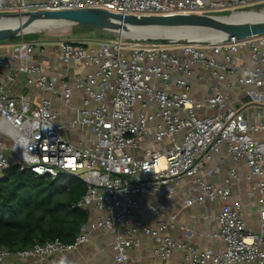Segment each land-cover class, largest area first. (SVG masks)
Here are the masks:
<instances>
[{
  "label": "built area",
  "instance_id": "built-area-1",
  "mask_svg": "<svg viewBox=\"0 0 264 264\" xmlns=\"http://www.w3.org/2000/svg\"><path fill=\"white\" fill-rule=\"evenodd\" d=\"M263 1L0 0V17L84 8L137 16L225 15ZM19 36L0 41V179L12 164L40 176H77L87 191L76 205L90 209L91 218L70 243L56 238L17 251L0 246V262L74 251L103 227L114 234L120 264H133L130 249L140 244L141 232L154 239V255L168 264L176 249L185 251L178 264H264V34L219 41L111 36L97 42ZM55 45L61 62L79 67L76 76L51 75L40 56L51 54ZM245 49L250 62L238 58ZM199 66L219 82L238 84L237 101L218 83L207 97H196L191 77H202ZM23 74L43 93L37 100L14 90ZM76 93L80 104L72 105ZM243 102L248 110L239 107ZM229 158L244 162L249 177H257L259 230L248 228L242 203L231 199L232 183L240 179L236 168L220 183L206 178L220 173ZM186 176L193 184L184 205L223 202L212 233L223 242L217 249L200 250L176 239L170 232L175 213L155 225L137 216L140 210L164 217ZM148 194L158 199L143 206Z\"/></svg>",
  "mask_w": 264,
  "mask_h": 264
},
{
  "label": "crops",
  "instance_id": "crops-1",
  "mask_svg": "<svg viewBox=\"0 0 264 264\" xmlns=\"http://www.w3.org/2000/svg\"><path fill=\"white\" fill-rule=\"evenodd\" d=\"M50 42L51 40H44ZM2 42V41H1ZM5 43L6 41L3 40ZM2 48V45H0ZM53 51L48 55H41L40 58L48 65V70L51 75L58 80L63 74H68L74 77L79 72V67L74 64L65 65L59 60L58 46L52 47ZM240 61L250 62L249 50L245 49L239 53ZM197 71L202 74V77L194 75L191 77L196 97L205 98L212 92V85L218 83L225 87L226 91L232 96L234 101H237L241 95V88L235 82H219L212 77L210 73L205 71L202 67H197ZM14 90L23 98L37 100L43 93L36 88L27 84L26 75L21 76V82L15 85ZM264 91V87L262 88ZM81 95L76 93L72 105L80 104ZM248 102L238 103L239 107L248 110ZM58 108L68 110L69 116L73 115L72 109L64 106L60 101L56 102ZM264 133H260L262 135ZM77 139V137H76ZM77 141V140H76ZM215 165L214 162L209 163V166ZM236 168L240 179L233 181L232 201H240L243 205L242 213L246 219L247 226L253 230H259L261 226L259 215V195L255 193L254 187L257 182V177H249V170L247 165L242 161H234L232 158L222 165L221 172L212 176H207V180L220 183L226 177H231L230 170ZM204 174V171L202 172ZM193 184L191 177H183L176 187L175 198L168 203L169 207L166 210L164 217H151L146 211H137V216L148 224L155 225L162 218H168L171 214H176V227L171 230V234L178 240L186 241L197 247L200 250L214 248L217 249L222 246V240L214 238V233L218 227L217 213L223 206V202L218 200L208 202L202 206L184 205L183 199L187 198L189 191L188 187ZM253 192V193H252ZM158 199L156 195L148 194L144 197L143 206H146ZM97 217V213L94 215ZM140 244L135 245L130 249V256L133 264H168L166 260L154 255V239L141 232L139 233ZM185 251L176 249L170 261L173 264L183 258ZM0 264H120L116 260V250L114 248V234L107 228H98L91 232L90 239L82 244L74 251L57 252L50 257L44 259H37L34 257L20 259L15 256L10 257Z\"/></svg>",
  "mask_w": 264,
  "mask_h": 264
},
{
  "label": "trees",
  "instance_id": "trees-1",
  "mask_svg": "<svg viewBox=\"0 0 264 264\" xmlns=\"http://www.w3.org/2000/svg\"><path fill=\"white\" fill-rule=\"evenodd\" d=\"M86 191L77 176H40L12 164L0 179V246L17 251L56 238L75 241L91 218L90 209L76 205Z\"/></svg>",
  "mask_w": 264,
  "mask_h": 264
},
{
  "label": "water",
  "instance_id": "water-1",
  "mask_svg": "<svg viewBox=\"0 0 264 264\" xmlns=\"http://www.w3.org/2000/svg\"><path fill=\"white\" fill-rule=\"evenodd\" d=\"M4 15L18 17L19 19L25 17V19L22 28L16 25L0 26V41L17 37L23 32H30H22V29L39 18L56 19L61 22V25L73 23L122 33L124 27L116 20L120 19L141 27L139 30H134L137 32L143 30L144 33L134 38L147 40L219 41L233 36L241 38L264 34V17L246 20L223 19L231 18L233 13L225 15L194 13L137 16L118 14L107 9L84 8L29 11L22 14L8 13Z\"/></svg>",
  "mask_w": 264,
  "mask_h": 264
},
{
  "label": "rangeland",
  "instance_id": "rangeland-1",
  "mask_svg": "<svg viewBox=\"0 0 264 264\" xmlns=\"http://www.w3.org/2000/svg\"><path fill=\"white\" fill-rule=\"evenodd\" d=\"M264 1L254 6H250L245 8L244 10H250L245 12L242 16L243 19H252V18H261L264 17ZM257 12V13H254ZM230 14V13H228ZM219 15V14H217ZM21 34H25L26 38L36 39L41 38L44 40H81V41H90V42H97L103 39H109L111 36H121V37H134L131 34L126 35L118 31H111V30H104L99 28H90L88 26H83L79 24H64V25H56L55 27L48 28L42 31H32V32H23ZM20 36L13 37L10 39H6L4 41H14L19 40Z\"/></svg>",
  "mask_w": 264,
  "mask_h": 264
},
{
  "label": "bare ground",
  "instance_id": "bare-ground-1",
  "mask_svg": "<svg viewBox=\"0 0 264 264\" xmlns=\"http://www.w3.org/2000/svg\"><path fill=\"white\" fill-rule=\"evenodd\" d=\"M250 11V10H247ZM247 11H235L233 13V15L231 16V18H223V19H232V20H246L243 19L242 16L245 14V12ZM264 12V9H263ZM257 13V12H254ZM264 16V15H263ZM263 18V17H261ZM25 17H21V19H19L18 17H12V16H3L0 17V26H4V25H16V26H20L21 28L23 27V21H24ZM252 19H258V18H252ZM118 23H120L121 25H123V34L129 35L131 34L134 37H138L140 35H142L144 32L141 31H136L134 29H141V27L139 26H134L133 24L129 23V22H124L120 19H116ZM61 22L56 20V19H49V18H39L37 20H35L32 24H30L27 27H24L22 29L23 31H42V30H46L48 28H52L55 27L56 25H60ZM118 28V27H117ZM122 29V28H121Z\"/></svg>",
  "mask_w": 264,
  "mask_h": 264
}]
</instances>
